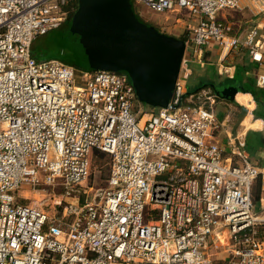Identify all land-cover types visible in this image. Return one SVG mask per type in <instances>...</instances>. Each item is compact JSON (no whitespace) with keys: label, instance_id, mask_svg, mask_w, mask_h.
<instances>
[{"label":"built area","instance_id":"built-area-1","mask_svg":"<svg viewBox=\"0 0 264 264\" xmlns=\"http://www.w3.org/2000/svg\"><path fill=\"white\" fill-rule=\"evenodd\" d=\"M74 1L0 0V264H264L254 231L264 220L251 197L264 171L241 139L228 138L227 149L217 142L210 90L183 97L188 64L211 46L245 49L264 89L262 29L238 34L227 19L264 15V0H131L190 18L173 95L150 112L124 74L78 69L76 79V68L32 56L34 40L60 27ZM92 151L109 167L92 202L56 201L55 213L42 210L48 197L14 203L23 187L73 197L89 180ZM210 245L226 252L223 263Z\"/></svg>","mask_w":264,"mask_h":264},{"label":"water","instance_id":"water-1","mask_svg":"<svg viewBox=\"0 0 264 264\" xmlns=\"http://www.w3.org/2000/svg\"><path fill=\"white\" fill-rule=\"evenodd\" d=\"M77 1L66 32L67 54L38 61L72 60L81 70L124 74L140 103L166 108L180 73L184 41L139 20L131 0Z\"/></svg>","mask_w":264,"mask_h":264},{"label":"crops","instance_id":"crops-1","mask_svg":"<svg viewBox=\"0 0 264 264\" xmlns=\"http://www.w3.org/2000/svg\"><path fill=\"white\" fill-rule=\"evenodd\" d=\"M241 14H247L250 17L249 26L256 25L264 33V15L252 17L246 11L236 13V15ZM229 21L235 25L236 18L235 20L229 19ZM243 28L234 29L239 34ZM187 67L190 74L185 79L190 77L200 79L199 86L209 85L203 89L213 92L212 89L214 88L216 94L218 91L217 95L220 99L215 101V109L218 111L215 112V115L221 126L217 131V142L223 149H227L228 138L241 139L245 143L244 151L251 163L264 171V89L256 87V75L261 71L259 66L252 63L245 49L225 53L211 46L197 52ZM240 77H243L245 81L238 82L237 86L234 85ZM224 82H229V85L224 86ZM245 82L248 85L246 88ZM217 86H221V89H217ZM252 86L257 89V96H263L261 101L255 100L254 95L250 92ZM186 87L187 82L185 84L187 91ZM237 91L240 92V96H238ZM251 197L254 201V207L255 203H258L259 211H263L264 181L257 179L254 182Z\"/></svg>","mask_w":264,"mask_h":264},{"label":"rangeland","instance_id":"rangeland-1","mask_svg":"<svg viewBox=\"0 0 264 264\" xmlns=\"http://www.w3.org/2000/svg\"><path fill=\"white\" fill-rule=\"evenodd\" d=\"M77 8H78V1H77ZM134 11L135 14H137L139 20H141L142 22L155 27L162 34L172 36L177 39L183 37V35L187 32V29L189 27L188 22H190V18L188 16L189 14L186 11H182L181 14L170 13L164 16L156 15L142 6L134 7ZM232 16H234V18H232ZM235 18H236V23L234 25L235 28L245 27L248 24V21L250 20L249 19L250 17L247 16V14L236 15L234 12L230 13L229 16L227 17L228 20L229 19L235 20ZM178 20L179 23L176 22ZM190 25L193 24L191 23ZM67 48H69V42L66 39V33L53 30L44 36L37 37L34 40L32 49H33V54L36 56L35 58L38 60H42L43 58H48V57L55 58L59 52L67 50ZM80 75H81V71L77 69L76 79L77 77L80 78ZM200 81H201L200 79H196L193 77L186 79L187 82L186 89L192 87L197 88L199 86L198 84H200ZM241 81H245L243 77H240V79L236 81L234 85L237 86L238 82ZM216 83H219V81H216ZM224 83H225L223 84L224 86L229 85V82H224ZM244 86L245 88L248 87L246 82L244 83ZM217 89H221V86H217ZM238 93H239L238 96H240V92ZM217 94L215 95L218 98H220ZM193 102L195 103L196 100H193ZM187 104L189 103L187 102ZM143 108L145 111L147 110V112H150L151 110L145 105ZM216 111L217 109H215V112ZM91 156H93V159L91 161V170H90L91 174L89 180L84 185V187L76 191L74 190L72 192V195H74L73 197H67L61 199L58 196H56V194L58 195L59 193L54 192L55 195H53L51 190H49V196H47L44 192L41 193L38 191L33 192V189L29 187H23L19 191L12 193V196L14 198V203H16L17 205H31L34 202L42 201L43 199H45L44 197H48L51 198V201H49L48 204L49 206L42 208V210L46 213L49 212L55 213L56 211L50 209V207H52V205L56 201L61 200L63 202V205L65 204L75 205L77 203L92 202L94 200L95 192L98 189L103 190L106 187V179L108 177L109 167H108L107 156L96 153L94 151L91 152ZM253 208L255 214L260 219L264 220V210L261 212L259 211L258 203H255V207L253 205ZM254 231H255V238L258 239L259 241L264 242V221L260 222L255 227ZM207 252L211 257V260L214 262L223 263V261L227 258V254L225 251L220 249L216 250L213 248V245H210Z\"/></svg>","mask_w":264,"mask_h":264},{"label":"trees","instance_id":"trees-1","mask_svg":"<svg viewBox=\"0 0 264 264\" xmlns=\"http://www.w3.org/2000/svg\"><path fill=\"white\" fill-rule=\"evenodd\" d=\"M131 4H132V6H133V9H134V5H133V3L131 2ZM74 6V7H73ZM73 6H72V11L70 10V12H69V15H68V19H67V21H66V26H65V28L64 29H62V30H60L61 28V26L60 27H58L57 29H55V30H57V31H59V32H63V33H66L67 31H68V29H69V25H70V22H71V19H72V17H73V15L76 13V11H77V1L75 0L74 1V4H73ZM135 12V11H134ZM136 16H137V14H136ZM138 17V16H137ZM178 39H180V40H182V41H185V38L184 37H181V38H178ZM34 43V42H33ZM32 48H33V45H32ZM31 48V53H32V56L35 58L36 56L33 54V49ZM65 54H67V51H61V52H59L58 53V55H65ZM36 59V58H35ZM36 60H38V59H36ZM61 62H63L64 64H66V65H69V66H72V67H74V68H76V69H80V68H78L75 64H74V62L72 61V60H62ZM85 71H89V70H85ZM253 88L252 89H250V92L254 95V97H255V100H257V101H261V99L263 98V96H257V94H256V92H257V89H254L255 88V86H252ZM206 88V87H205ZM214 89V88H213ZM212 89V93H213V95L215 96V90H213ZM197 90H201V88H199V86L197 87V88H188L187 89V91L188 92H192V93H194V94H196L197 92H199V91H197ZM192 93H190V94H192ZM216 97V99H220V98H218L217 96H215ZM142 104V103H141ZM143 105V104H142ZM143 107H144V105H143ZM148 107V106H147ZM149 109H151V110H153V108H151V107H148ZM157 109V108H156ZM256 199L258 200V197H256ZM252 202H253V204H254V201H253V199H252Z\"/></svg>","mask_w":264,"mask_h":264},{"label":"flooded vegetation","instance_id":"flooded-vegetation-1","mask_svg":"<svg viewBox=\"0 0 264 264\" xmlns=\"http://www.w3.org/2000/svg\"><path fill=\"white\" fill-rule=\"evenodd\" d=\"M73 7H74V6H73ZM67 19H68V18H66L65 21L60 25V26H61V27H60V28H61L60 30H62V29L65 28Z\"/></svg>","mask_w":264,"mask_h":264},{"label":"bare ground","instance_id":"bare-ground-1","mask_svg":"<svg viewBox=\"0 0 264 264\" xmlns=\"http://www.w3.org/2000/svg\"><path fill=\"white\" fill-rule=\"evenodd\" d=\"M252 100V99H251Z\"/></svg>","mask_w":264,"mask_h":264}]
</instances>
